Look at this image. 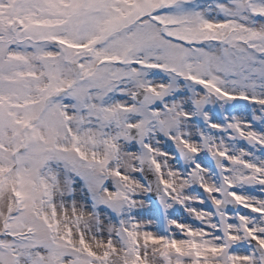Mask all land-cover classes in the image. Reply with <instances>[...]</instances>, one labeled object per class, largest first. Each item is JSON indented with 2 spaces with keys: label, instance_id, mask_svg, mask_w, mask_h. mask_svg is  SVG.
I'll use <instances>...</instances> for the list:
<instances>
[{
  "label": "snow or ice",
  "instance_id": "6c2138e0",
  "mask_svg": "<svg viewBox=\"0 0 264 264\" xmlns=\"http://www.w3.org/2000/svg\"><path fill=\"white\" fill-rule=\"evenodd\" d=\"M0 264H264V0H0Z\"/></svg>",
  "mask_w": 264,
  "mask_h": 264
}]
</instances>
